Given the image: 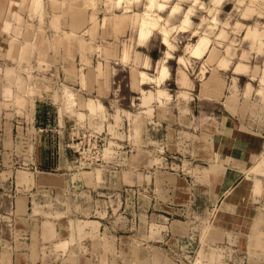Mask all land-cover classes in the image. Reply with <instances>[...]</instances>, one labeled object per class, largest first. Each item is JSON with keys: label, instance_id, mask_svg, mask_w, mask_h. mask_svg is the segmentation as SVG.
I'll list each match as a JSON object with an SVG mask.
<instances>
[{"label": "rangeland", "instance_id": "rangeland-1", "mask_svg": "<svg viewBox=\"0 0 264 264\" xmlns=\"http://www.w3.org/2000/svg\"><path fill=\"white\" fill-rule=\"evenodd\" d=\"M223 125L260 140L226 210ZM0 191V264H264V0H0Z\"/></svg>", "mask_w": 264, "mask_h": 264}, {"label": "crops", "instance_id": "crops-1", "mask_svg": "<svg viewBox=\"0 0 264 264\" xmlns=\"http://www.w3.org/2000/svg\"><path fill=\"white\" fill-rule=\"evenodd\" d=\"M40 140L44 141L45 136L41 137ZM258 141L260 140L257 134L243 132V130L236 126L228 127L223 125L213 134L214 158L212 162L214 167H212V174L210 175L212 176L210 179L213 186H210V189L214 191V195H217V200H220L223 195L226 196L223 210L228 209L233 201L238 198V195L244 192L242 184H248V181L244 182L243 179L250 167L252 157L254 156L253 153L255 152V145ZM48 150H50V144H45V149H43L44 155H41L42 159L46 157ZM2 177L8 179L7 182H4L7 188H5V192L3 193L9 195L13 190V184H10L9 181V179L13 180V173L6 172ZM50 177H52L50 179L51 182L47 184L50 187L49 191H53L54 189L65 191L67 185L66 173H54ZM31 178L32 172L27 171L23 173L20 178L21 187H15V190H17L14 197L15 205L19 208L25 205L29 206L32 190ZM20 180L18 179V182Z\"/></svg>", "mask_w": 264, "mask_h": 264}, {"label": "bare ground", "instance_id": "bare-ground-1", "mask_svg": "<svg viewBox=\"0 0 264 264\" xmlns=\"http://www.w3.org/2000/svg\"><path fill=\"white\" fill-rule=\"evenodd\" d=\"M135 251V250H134Z\"/></svg>", "mask_w": 264, "mask_h": 264}]
</instances>
